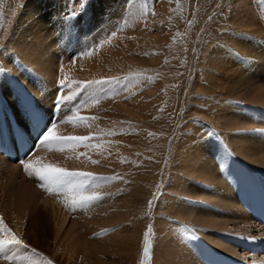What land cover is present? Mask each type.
Masks as SVG:
<instances>
[{
	"label": "bare ground",
	"instance_id": "6f19581e",
	"mask_svg": "<svg viewBox=\"0 0 264 264\" xmlns=\"http://www.w3.org/2000/svg\"><path fill=\"white\" fill-rule=\"evenodd\" d=\"M219 1L212 2L216 8ZM151 2L19 0L20 10L0 39V229L29 243L28 229L40 228L48 216L55 241L54 251L45 255L50 264H61L60 256L74 264L77 254L91 264L113 261L94 250H78L87 245L82 233L91 228L89 222L75 227L69 220L71 227L63 232L72 203L40 191L36 177L27 187L15 178L30 151L28 163L36 169L66 167L56 155L62 144L50 150L37 143L48 127L55 125L54 138H84L63 157L70 167L94 169L104 178L110 171L126 188L101 200L112 207L92 206L95 225L118 220L125 200L155 185L156 163L134 150L150 146L142 139L147 128L164 121L170 129L181 95L167 82L174 76L163 74L171 37L166 27L152 23ZM222 9L215 30L196 37L205 28L201 24L188 48L180 41L175 50L189 54L196 46L198 64L194 80L181 87L191 95L184 99L181 134L163 192L169 225L163 240L154 237L159 245L156 258L153 242V264H241L237 250L252 246L254 227L264 241V204H256L264 192V0H228ZM58 96L73 98L58 105ZM17 130L23 150L16 145ZM207 240L217 250H207ZM257 245L264 243L253 244L254 250ZM38 257L17 264H43Z\"/></svg>",
	"mask_w": 264,
	"mask_h": 264
},
{
	"label": "rangeland",
	"instance_id": "374dc122",
	"mask_svg": "<svg viewBox=\"0 0 264 264\" xmlns=\"http://www.w3.org/2000/svg\"><path fill=\"white\" fill-rule=\"evenodd\" d=\"M165 1L166 0H152L151 7H149L148 11L150 13V16H152V23L156 25H160L158 29L161 30L162 27H166V32L170 34L171 44L167 46L168 47L167 49L169 50L165 51L169 57L163 60L164 61L163 64H166L165 68L167 69V71L163 72V74H167V76L169 77L174 76L171 79L169 78L170 81L167 82L169 84H172L174 87H176V93L181 95L180 101H182V104L180 105V101L178 99L177 109L175 110L178 111L174 115L175 117L173 118L174 122L173 125L170 127V129L168 123L164 121H162L163 125L160 124L161 122L157 123L158 126L156 124L158 128L156 126L147 128L149 132L148 137H144L142 139L143 141L145 140L146 142L150 143V146L141 150H139V148H137V150L136 149L134 150L136 155L141 153L145 155L144 158L151 159L154 163H156V166L158 168L155 171L157 174V178L155 179L154 187L151 188L150 186H146L144 188L145 191H143L142 190L143 188H141L138 192H136L132 196L131 199L125 200L122 203V208L124 207L125 210L122 212L121 215L118 216L120 217L118 220L110 221L103 226L95 225V223L97 222H95L93 218L94 216H96L97 208L92 206H94L96 202H100L101 205L100 207H108V208L112 207L111 201H101V200L103 198L109 197L115 191H118L120 193L122 191H126V188L122 187L121 185L122 182L121 179L116 181L115 177L118 176H115L116 174L113 175V173L110 171L104 173L105 176H107L104 178L101 172L96 171L94 169H81V168L70 167L65 162V159H63L64 155L66 154L65 158L68 156L67 151H69L70 147L73 145V142L74 144L78 142L82 143L84 140V139H77L76 137L77 140L74 141L73 136L66 137L67 139L64 137V139L67 140L68 142L62 143V145L59 146L58 149L56 148L57 150H59V153L56 154L57 159H59L60 161L63 160L64 163L66 164V167L55 168V166L48 167L49 165H46L47 167L44 166L43 168L45 171H55L58 169H63L68 172H82V173L92 174L88 178H84V177L71 178L73 179V181H81V180L84 181L82 189H78L77 193L72 192L70 185H64L59 191H55V192L47 190V193H49L51 196H55V198H53L55 201H61L60 200L61 198L63 201H65L64 203L68 202L67 204L69 205L72 203V199L74 195L76 199H79L80 195L86 196V195L95 194L102 197L101 199L96 200L90 204H86L83 207H77L73 209L74 211H72L71 213L72 216L68 219L66 223V228L64 229L63 232L66 233L67 230L71 227L70 225L71 221L69 220H72L75 223V227L81 224L84 225L85 222H89L91 228L86 229L85 232L82 233L83 238L86 241L85 243L87 245L86 247H82L78 250L97 251L98 254L104 258V260L113 261L111 262L112 264H151V261L153 264V259H151V255H152L151 252L153 249L154 237L156 239L161 238V240H163L162 238L164 235L163 228L169 225L168 214L164 212L165 210L163 211L167 202V199H165V197L163 196V192L164 194L165 193L167 194V190L165 192L164 188L166 182L169 180L170 177V171L172 166L171 163L175 158V153H176L175 144L178 141L181 134L180 123L183 115L182 110H184L183 108L184 99L186 101H189V96L191 95L190 92L191 89H189L188 95H186L187 89H185L184 92L182 93L181 87H185L184 84L186 83V81L190 82L194 80L193 79L194 73L198 64L196 46L190 48L189 54L188 52L186 54L184 52H180V53L178 52L179 53L178 54L177 52H175V50H177V45L180 41L187 44V48H188V45L192 43L193 41L192 39L196 34L197 30L199 29V27L201 26V24L203 25L205 23V28L204 25L201 26L200 30L196 34V37L197 36L203 37L205 34H209V32H211L212 29L215 30V25L217 23L218 25H220L221 22L220 17L222 16L221 13L223 10L222 8H225V4L227 3L228 0H220L219 3L221 6L219 5L218 8L214 6L215 3H212L214 0L212 1L167 0L168 1L167 6L164 4ZM200 1L202 2L200 3L199 6L198 3ZM18 2L19 0L4 1V5H3L4 9L0 15V39L3 38L7 32H9L11 24L14 18H16L18 11L20 10V5L18 4ZM161 2L163 4L162 7L166 6V14H164V12H161L160 10L159 5ZM182 16H183V20H181ZM161 21L166 22V25ZM189 27H192V29L188 31L189 32L188 34L187 30ZM32 109H34V107ZM58 112L59 110L57 107L55 109V117L58 114ZM39 139L37 140V143H39ZM52 148L53 146H50L48 149L51 150ZM32 149H33V145L30 146L28 152ZM28 154L32 155L33 153H31L30 151ZM28 154L27 156H24L25 162H20L21 168L17 170V176L15 177L18 179V181L22 182V185L24 187L30 185V181L34 182L33 180L35 179L33 177L38 178L35 175H29L28 172L25 171L24 168L25 163L30 165V169H29L30 171H34L36 169V165L32 163H28V160L30 159L29 158L30 155L28 156ZM135 159H136L135 157H132L131 160L134 161ZM107 178H112V179H107ZM34 184L36 187H38V189H40V191L42 192L46 191V188L42 186V182L40 180L38 183H34ZM262 201L263 199L261 198L256 204L258 203L261 204ZM157 202H158V207L156 208ZM1 207H2V203H0V213H1L0 225L2 224V218H3ZM155 209H156V213H155ZM44 213L47 214L46 211ZM155 216L158 218V221H156V223L154 220ZM45 218L46 221L43 224H41L40 228L36 229V225L35 227L33 225V228L28 229L29 243L26 241L25 242L22 241L23 242L22 245H13L6 249L8 250L7 253H9L10 255H7L9 258L3 261L4 262L3 264H17L24 262V260L26 262H32L33 259H35V257L38 256L41 257V258L38 257L40 260H43V264L49 263L50 260H48V257L49 254L54 251L55 241H54V236L51 234V232H49L47 225V223L49 224V221L51 219L48 216H46ZM171 218L178 221V218L176 217H171ZM149 228H151V233L149 234L147 241V246L149 251L145 253V247H146L145 236L146 233H149ZM252 233L254 235V240H256L258 244L261 245L264 243L261 237H259L260 232L257 231L256 227L253 228ZM11 234H13V230L12 231L1 230L0 239L11 238L12 237ZM217 238L223 241V238L221 237H217ZM233 238L244 240L242 239V237H237V236L236 237L234 236ZM250 241L252 240L250 239ZM155 243H156V247L159 244H157V242H154L153 256L157 258V255L155 254L156 253ZM206 243H207L206 244L207 250H217L215 249V246L213 245V242H211V240H207ZM253 244L251 247H247V250L249 248L254 250ZM238 249L239 250H237V258L235 259L236 261L238 260L241 264H262L260 261L263 262L264 253L258 254L255 253L258 251L248 252L247 250H242L241 248ZM260 249L261 250L259 251H264V248H260ZM45 255H47L48 257H46ZM78 255L79 254H77V256L74 257L73 259L74 264H91L90 262H85V260H82L81 257H79ZM7 256L2 255L0 258L6 259L5 257ZM57 256H60V252H58ZM17 258H19V260ZM57 259L60 261L59 263L61 264H69V261H67L66 258L64 259L62 256L58 257Z\"/></svg>",
	"mask_w": 264,
	"mask_h": 264
},
{
	"label": "snow or ice",
	"instance_id": "6c2138e0",
	"mask_svg": "<svg viewBox=\"0 0 264 264\" xmlns=\"http://www.w3.org/2000/svg\"><path fill=\"white\" fill-rule=\"evenodd\" d=\"M95 83V81H93ZM61 87H67L66 84L61 82ZM72 96H58L56 99V103L58 105H62L66 100L72 99ZM81 119H86L84 117H81ZM55 125L52 124V126L48 127L46 132L43 133V135L39 139V143L41 146H52L54 144H62V143H67L68 141L65 140L64 138H54L51 136L52 132V127ZM39 135V133H38ZM0 139H2V132H0ZM72 139V138H69ZM77 139H84V138H77ZM25 171L28 172L29 175H35L38 177V179L42 182V186L46 188V190L49 191H59L64 185H70L71 190L73 193H77L78 189H82L84 181H73L71 178L75 177H84L88 178L92 174L88 173H82V172H68L63 169H58L55 171H45L43 168H37L35 171H30V165L25 163L24 164ZM107 179H112V178H107ZM99 195H80L79 199H76L75 196L72 199V204L71 206L73 208L77 207H83L86 204H90L96 200L101 199ZM151 233V228H149V233H146L145 236V242H146V247H145V253L149 251L148 246H147V241H148V236ZM22 241L19 239H16L14 236L8 239H0V253L4 252L7 248L13 246V245H22ZM6 259L8 257H5Z\"/></svg>",
	"mask_w": 264,
	"mask_h": 264
}]
</instances>
